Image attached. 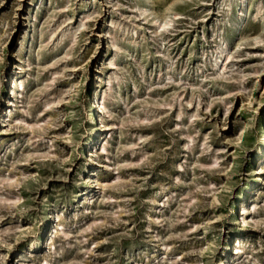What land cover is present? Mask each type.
I'll list each match as a JSON object with an SVG mask.
<instances>
[{"label": "rangeland", "instance_id": "374dc122", "mask_svg": "<svg viewBox=\"0 0 264 264\" xmlns=\"http://www.w3.org/2000/svg\"><path fill=\"white\" fill-rule=\"evenodd\" d=\"M239 5L0 0V264H264V0Z\"/></svg>", "mask_w": 264, "mask_h": 264}, {"label": "bare ground", "instance_id": "6f19581e", "mask_svg": "<svg viewBox=\"0 0 264 264\" xmlns=\"http://www.w3.org/2000/svg\"><path fill=\"white\" fill-rule=\"evenodd\" d=\"M245 2H246V0H239V4L240 5H243L244 6V4H245ZM239 5V6H240ZM245 11V10H244ZM166 25H168V23L166 22V23H162L161 25H160V27H165ZM259 170H262L261 168H259ZM244 210V209H243Z\"/></svg>", "mask_w": 264, "mask_h": 264}]
</instances>
